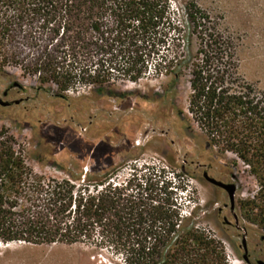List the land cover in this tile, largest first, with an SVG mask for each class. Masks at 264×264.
<instances>
[{"label": "trees", "instance_id": "trees-1", "mask_svg": "<svg viewBox=\"0 0 264 264\" xmlns=\"http://www.w3.org/2000/svg\"><path fill=\"white\" fill-rule=\"evenodd\" d=\"M10 65L62 99L82 87L163 76L170 91L189 75L187 117L210 149L249 167L258 189L240 207L264 231V90L241 73L233 37L197 1L0 0V73ZM38 160L62 175L37 171L1 128L0 241L79 244L126 264H232L199 225L197 207L186 213L182 187L164 168L122 177L115 169L84 172L75 157Z\"/></svg>", "mask_w": 264, "mask_h": 264}, {"label": "rangeland", "instance_id": "rangeland-1", "mask_svg": "<svg viewBox=\"0 0 264 264\" xmlns=\"http://www.w3.org/2000/svg\"><path fill=\"white\" fill-rule=\"evenodd\" d=\"M195 1L233 37L241 73L264 90V0ZM18 44L27 51L23 39ZM38 85L36 77L24 74L18 65L0 73V99L10 102L0 103V130L6 126L16 136L37 171L62 175L53 165L40 163L39 156L63 162L75 157L84 172L115 169L122 177L136 168H164L182 187L186 213L197 207L199 225L222 242L230 263L249 264L243 259L244 236L251 263L264 261V231L246 221L240 207V200L255 195L257 182L234 153L210 149L200 128L187 117L189 75L170 91L169 77H150L119 82L103 91L82 87L69 91V99L39 90ZM204 169L219 180L237 184L234 210L228 192L209 182ZM0 264L126 263L111 251L79 244L0 241Z\"/></svg>", "mask_w": 264, "mask_h": 264}, {"label": "water", "instance_id": "water-1", "mask_svg": "<svg viewBox=\"0 0 264 264\" xmlns=\"http://www.w3.org/2000/svg\"><path fill=\"white\" fill-rule=\"evenodd\" d=\"M0 103L5 105V106L10 104V102L3 101L1 99H0ZM204 175H205V178L209 182L224 188L228 192L229 197H230L231 206H232V208H234L235 207V195H236V191H237V184L234 183V182H229V183L224 182L222 180H219V179H217L215 177L210 176L207 172H205ZM235 217H236V222L238 223L239 222L238 216L236 215ZM242 246L244 247V249L246 251L244 253V255H243V259L246 262L250 263L251 261H250V258H249L248 252H247L248 251V246H247L246 236H244L243 239H242ZM258 264H264V261L263 260H259Z\"/></svg>", "mask_w": 264, "mask_h": 264}, {"label": "flooded vegetation", "instance_id": "flooded-vegetation-1", "mask_svg": "<svg viewBox=\"0 0 264 264\" xmlns=\"http://www.w3.org/2000/svg\"><path fill=\"white\" fill-rule=\"evenodd\" d=\"M8 94V90H6L5 91V95H7ZM5 101V100H4ZM10 105V104H9ZM8 106V105H7ZM205 172H207L208 174H209V172L206 170V169H204L203 170V175L205 174ZM210 175V174H209ZM211 176V175H210ZM204 177H205V175H204ZM213 177V176H212ZM233 178H236V175L233 173ZM228 183V182H227ZM215 185V184H214ZM217 186V185H216ZM218 187H220V186H218ZM220 188H222V187H220ZM222 189H224V188H222ZM225 190V189H224ZM235 208V207H234ZM234 208H232V206H231V209L232 210H234ZM225 223H227V224H230L231 225V221L230 220H228L227 218H225ZM243 247V246H242ZM243 249H244V247H243ZM245 250V249H244ZM246 252V251H245ZM248 252V251H247ZM249 255V254H248ZM250 258V257H249ZM250 261H251V259H250Z\"/></svg>", "mask_w": 264, "mask_h": 264}]
</instances>
